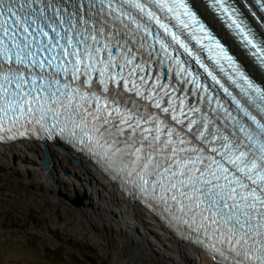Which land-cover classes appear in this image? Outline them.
Segmentation results:
<instances>
[{
    "label": "bare ground",
    "instance_id": "6f19581e",
    "mask_svg": "<svg viewBox=\"0 0 264 264\" xmlns=\"http://www.w3.org/2000/svg\"><path fill=\"white\" fill-rule=\"evenodd\" d=\"M193 4L212 25L208 12L198 3ZM221 27L213 29L231 54L261 80L257 67L245 57L226 28ZM111 133L116 137L113 130ZM47 151L50 162L45 168ZM100 160L97 153L78 152L58 139L0 144V222L10 210L8 206H14L17 216L30 207L36 217L47 218L62 235L77 237L102 251L108 243L115 245V257L120 264H221L180 238L158 215L128 196L102 171ZM59 191L66 196L58 195ZM75 195L85 196L82 206L71 203Z\"/></svg>",
    "mask_w": 264,
    "mask_h": 264
},
{
    "label": "rangeland",
    "instance_id": "374dc122",
    "mask_svg": "<svg viewBox=\"0 0 264 264\" xmlns=\"http://www.w3.org/2000/svg\"><path fill=\"white\" fill-rule=\"evenodd\" d=\"M8 208L0 222V264H115V245L108 243L102 251L77 237L62 235L30 207L20 216L15 215L14 206Z\"/></svg>",
    "mask_w": 264,
    "mask_h": 264
},
{
    "label": "snow or ice",
    "instance_id": "6c2138e0",
    "mask_svg": "<svg viewBox=\"0 0 264 264\" xmlns=\"http://www.w3.org/2000/svg\"><path fill=\"white\" fill-rule=\"evenodd\" d=\"M153 2H155V0H153ZM158 7H160L161 9L163 8H168V4L166 2V0H160V2L157 5ZM212 6L213 8H216V10L218 12H221L223 15V18L227 23V27L232 30L233 34L238 37L240 39L241 42H245L247 45H251L252 48H256V44L253 42V39L249 36V34L245 31L244 27H242L241 23H239L234 16L229 12V9L225 6V0H212ZM48 7H51L50 5ZM134 7H136L137 9H139L141 12L145 13L147 18L150 21H155V23L159 26V28L164 30L165 35H170L172 37V41L175 42L176 44H179L181 48H183L185 50V52H188L189 55H192L191 51L188 49V46L180 40L179 36L175 35L174 33H172L171 29L168 28V26L164 23H162L160 21V19L158 17H156L155 13L152 11H148L145 7L144 4H141L138 2L134 3ZM179 8H182L184 10L183 14L186 15L189 18V22L192 24L197 23L196 21V17L192 15L191 12L188 11L186 5H184L182 2L178 5ZM0 8H2V5H0ZM169 11H173V8H168ZM7 12L10 13L12 16H15L16 13L12 11L11 8L7 9ZM0 15H2V13H0ZM176 19L179 20V23H181L185 28L189 27V23H185L183 20L179 19V14H177ZM19 23V18H17L16 20H12V21H0V31H3L4 35L7 36L8 35V29L7 27H4L3 25L6 23ZM134 22V21H133ZM24 32H28L29 29L28 28H24L23 29ZM197 32L200 33H204L203 37H197L195 34L193 35V39H196V42L198 44H201L202 47H206L209 49L210 52H214L217 56V63H219L220 59H224L226 60L229 65H232V58L230 56L227 55V52L225 51L224 47L221 45V43L216 40L214 37H212L209 32L206 30V28L204 27L203 24H200L199 27L196 29ZM150 34V33H149ZM45 35H47V33H45ZM207 39L210 41L209 44L205 45L203 44V40ZM0 43H3L2 41H0ZM159 43L161 44V47L166 49V46L164 45L163 41H159ZM260 49H257V51H259ZM18 64H23L25 62L24 58L22 57H17V61ZM197 63H200L199 61H197ZM40 67H43V63L40 64ZM201 67H204L203 64H201ZM205 71H207V68H205ZM209 75L211 76L212 74L209 72ZM5 79H8V77L6 76ZM12 79H22V76L17 77L15 74H13ZM212 79L215 80V76H212ZM217 83H219V81H217ZM249 88H251V84L248 85ZM225 91H227L225 89ZM257 91H259L257 89ZM23 103V102H22ZM238 103V102H237ZM159 106V105H157ZM165 111H168V109H165ZM105 122L107 123V120H105ZM124 123H126L127 121H123ZM157 131H159V129H157ZM262 131H264V128H262ZM158 138V137H157ZM261 151H264V147H262ZM244 155V153H241V157ZM240 157H237V160H239ZM258 167V165L253 162L251 167L247 169V172H245V170L243 168H238L237 170L244 173L247 178L249 180H252L253 184L257 183V180L253 179L251 175H249V173H251L253 171V169H256ZM224 172H227V169H223ZM259 180H264V176H259L258 175ZM225 180L229 181V184H236L238 188H244L246 187V185L242 184L240 182L239 179L236 180H230L228 176L224 177ZM173 188L176 187V185H172ZM237 193V188H231L229 193H226L227 198L228 199H233L235 198ZM206 195H210L212 197L219 195V193H210V194H206ZM252 199L254 201V203H252L251 205H246L247 207H251L253 209L256 208L257 204L260 205H264V200H261L257 194H256V189H252L251 191L248 192L247 195H240V199L247 201L248 199ZM173 199H176L175 197H173ZM213 203H218L219 201L213 199L212 200ZM235 207H239V205H234ZM197 207H199V205H197ZM224 208L229 207V205L227 203L223 204ZM261 218L264 219V213H261ZM229 219H231V217H229ZM239 223V221H237ZM212 223H215V220L212 221ZM264 226V225H262ZM237 243L239 244L240 241L237 240ZM246 243V241H245ZM245 258L251 261H258L259 264H264V246H260V247H253L251 249V252L249 253L247 250L245 251Z\"/></svg>",
    "mask_w": 264,
    "mask_h": 264
},
{
    "label": "water",
    "instance_id": "95a60500",
    "mask_svg": "<svg viewBox=\"0 0 264 264\" xmlns=\"http://www.w3.org/2000/svg\"><path fill=\"white\" fill-rule=\"evenodd\" d=\"M49 162H50V153L47 151L46 153V158H45V168H48L49 167ZM60 196H63L64 197V194H62L61 192L58 193ZM84 199H85V196H78V195H75L72 199H71V203L76 206V207H79L83 204L84 202Z\"/></svg>",
    "mask_w": 264,
    "mask_h": 264
}]
</instances>
